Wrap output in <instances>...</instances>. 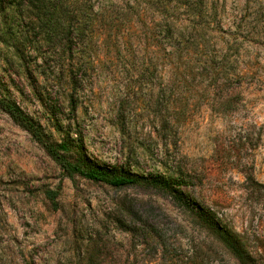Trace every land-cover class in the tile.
Returning <instances> with one entry per match:
<instances>
[{
    "label": "rangeland",
    "instance_id": "1",
    "mask_svg": "<svg viewBox=\"0 0 264 264\" xmlns=\"http://www.w3.org/2000/svg\"><path fill=\"white\" fill-rule=\"evenodd\" d=\"M68 4L66 59L39 0H0V91L53 142L76 125L96 165L180 175L264 264V0ZM0 264L238 262L162 192L64 178L0 111Z\"/></svg>",
    "mask_w": 264,
    "mask_h": 264
},
{
    "label": "trees",
    "instance_id": "2",
    "mask_svg": "<svg viewBox=\"0 0 264 264\" xmlns=\"http://www.w3.org/2000/svg\"><path fill=\"white\" fill-rule=\"evenodd\" d=\"M87 1L90 3V0ZM90 9H92L91 6ZM75 19L76 17L70 11L68 0H39L40 35L45 40L57 41L61 45L66 59H69L68 55L72 52L73 45L78 46L85 40V30L81 27L80 22H75ZM171 19L172 21L175 20L173 17ZM172 27L174 28L173 25ZM166 32L168 31L166 30ZM70 74L71 81H75L72 71ZM0 111L6 114L16 126L26 132L39 145L58 167L64 178L74 180L75 177H79L88 182L107 185L115 189L139 184L145 188L162 192L194 216L197 223L208 231L238 264H258L247 253L238 237L221 224L211 209L199 207L191 200L190 196L183 190L186 184L180 175L146 178L131 175L117 167L96 165L86 154L82 135L76 125H68L64 132L66 137L58 143L53 142L37 122L1 91ZM45 194L47 199L55 205L57 193L46 191Z\"/></svg>",
    "mask_w": 264,
    "mask_h": 264
}]
</instances>
